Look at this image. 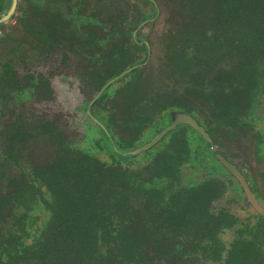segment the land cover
<instances>
[{
	"label": "trees",
	"instance_id": "16d2710c",
	"mask_svg": "<svg viewBox=\"0 0 264 264\" xmlns=\"http://www.w3.org/2000/svg\"><path fill=\"white\" fill-rule=\"evenodd\" d=\"M97 1L98 5H92L93 11L87 13V0H18L15 13L0 24V30L16 18L4 30V36L13 51L22 49L21 58L23 61L26 58V62L34 56L48 57L54 48H64L75 57L85 53V44L90 47L88 55L95 57L96 37L82 38L81 30L108 32L103 36V48L113 45L107 43L118 29L112 16L125 13L129 4L126 0ZM141 2L151 7L150 16L165 18H153L152 22L154 38L150 40L157 52L155 57L152 54L150 80H141V85L133 89L123 86L115 90L118 106L113 116L110 108L107 118L118 128L117 146L125 150L131 144L129 137L136 136V117L131 112L146 111L147 102L142 99L152 98L159 107L169 92L170 96L180 94L181 81L185 101L190 104L199 96L206 119L210 111H215L217 116L227 111L244 113L264 73V34L257 33L264 18L249 11L239 18L243 13L229 0ZM9 5L10 0H0V16ZM215 9L226 16L213 24ZM133 13H141L136 4ZM91 62L90 75L102 74L99 84L94 86L96 95L101 96L111 82L106 83L109 61L91 59ZM101 63V69H92L94 64ZM25 80L18 95L33 90L32 79ZM170 80H173L171 86ZM124 116L127 123H121ZM129 120L132 124H128ZM32 123L28 120L21 123L27 130L24 132L27 138L46 132L44 122H39V132L30 131ZM8 127L17 128L18 123L9 121ZM6 128L1 125L0 137ZM35 149L33 146L30 153L33 156L38 154ZM34 160L38 161L37 165H33ZM82 161L76 166L68 159L59 168H48L42 166L44 159L39 153V159L24 162L25 170L19 178L10 177L14 181L7 195L16 194L15 198H5L7 188L0 186V264H205L208 261L224 264L220 263L219 255L210 253L214 232L199 224L203 214L192 199L184 209L182 223L174 219V214L172 218L162 205L147 202L149 197L142 192L144 189L149 190L152 198L167 202L162 188L168 180L152 178L133 188L127 170L111 168L104 181L97 176L95 157L83 156ZM107 180H114L120 186L117 195ZM128 188L134 192L130 193L133 199L128 197ZM33 203L36 205L31 207ZM21 204L23 213L18 209ZM38 208L42 214L32 212ZM232 259L231 264H264V246L249 241Z\"/></svg>",
	"mask_w": 264,
	"mask_h": 264
},
{
	"label": "flooded vegetation",
	"instance_id": "af4514ba",
	"mask_svg": "<svg viewBox=\"0 0 264 264\" xmlns=\"http://www.w3.org/2000/svg\"><path fill=\"white\" fill-rule=\"evenodd\" d=\"M87 1L89 7L86 12L91 13V6L98 5V1ZM126 1L129 4L125 13L112 16L118 29L107 43L113 45L103 48V36L108 32L81 30L82 38L86 39L89 35L96 37L94 43L98 53L95 57L88 55L90 47L85 44V53L75 57L64 48H54L48 52V57L37 59L34 56L32 61L27 59L25 62L26 58L24 61L21 58L22 49L18 47L13 51L14 48L6 42L4 30L1 31L0 62H5L6 67L0 69V127L7 126L0 137V186L7 188L3 196L15 198L16 194L13 197L7 195L14 181L10 177L19 178L25 170L24 162L39 159V153L44 159L42 166L48 168H59L68 159L79 166L83 163V156H93L97 159V176L104 181L111 168L127 170L126 175L133 188L152 178L168 180L162 188L168 197L167 202L152 198L149 190L144 189L142 192L149 197L147 202L162 205L172 218L174 214V219L182 223L184 209L188 200L192 199L193 205L203 214L199 224L214 232L210 253L219 255L220 263L231 264L232 257L243 251L249 241L259 247L264 246V73L244 113L227 111L217 116L215 111H210L206 119L204 110L200 109L199 96L193 98L190 104L185 101L183 81L180 94L177 92L170 96L169 92L165 95L168 96L166 103L162 102L159 107L155 106L152 98L142 99L147 102L146 111L131 112L136 117L134 124L140 133L135 131L136 136L129 137L131 144L125 150L120 149L116 141L118 128L113 127V120L111 122L107 118L110 108L113 116L115 106H118L115 90L123 86L133 89L141 85V80H150V62L152 54L155 57L157 52L150 40L154 38L151 37L152 22L165 18L150 16L151 7L141 0ZM135 4L141 12L137 15L133 13ZM91 59L109 61L106 83L111 82L107 83L101 96H97L94 86L99 84L102 74L90 75ZM93 68L101 69L102 63L94 64ZM56 77L75 84L82 90V98L72 101L71 106H66V99L57 103V91L52 86V79ZM26 78L34 82L33 90L18 95ZM179 81L177 78L178 87ZM169 84L173 85V80ZM176 113L191 119L176 117L177 123L157 138L170 125ZM25 119L33 122L30 131L39 132V122H44L46 132L36 138H27L24 135L27 130L21 127ZM9 121H16L18 127H8ZM121 123H127L125 116ZM128 124H132L130 120ZM201 130H205L206 134ZM147 144L150 145L134 155L125 154L130 149ZM33 146L38 152L36 156L30 154ZM34 161L36 164L33 165H37L38 161ZM107 182L112 184L113 194L117 195L120 186L114 180ZM127 191L129 199H133L130 193L134 192L130 188ZM35 205L33 203L31 207ZM18 209L19 213L24 212L22 204ZM32 212L43 213L39 208ZM238 227H245V230ZM230 229L233 230V238L227 244L222 233L230 232ZM206 263L212 264L209 261Z\"/></svg>",
	"mask_w": 264,
	"mask_h": 264
},
{
	"label": "rangeland",
	"instance_id": "374dc122",
	"mask_svg": "<svg viewBox=\"0 0 264 264\" xmlns=\"http://www.w3.org/2000/svg\"><path fill=\"white\" fill-rule=\"evenodd\" d=\"M229 1L230 2L232 1L234 8L240 10L243 13V15L239 16V18L245 17L246 16L245 14L247 11L259 13L264 18V0H229ZM224 16L226 15L221 14L218 10L215 9L213 16H212V23L216 24L218 20L223 19ZM15 20L16 18H12L10 24L12 25L15 22ZM6 28H7L6 26L1 28L0 33L2 30H5ZM257 33L259 35L260 33L264 34V23L260 24V26L257 28ZM3 34H4V31H3ZM1 35L2 34H0V36ZM5 67H6L5 62H2V63L0 62V69L5 68ZM52 86L57 91L56 102L59 104L64 102V99H66L68 100V102L66 103V106H71L72 101H78L80 98H82V92H81L82 90H80L73 83L61 81L58 77H56L52 79ZM263 124H264V121H263ZM237 216H239L241 219L245 218V216L243 215H237ZM238 228L241 229V227H238ZM241 230H245V227H242ZM222 235H223V240L225 243L229 244L230 242H232V238H233L232 229H230V232L229 231L223 232Z\"/></svg>",
	"mask_w": 264,
	"mask_h": 264
},
{
	"label": "water",
	"instance_id": "95a60500",
	"mask_svg": "<svg viewBox=\"0 0 264 264\" xmlns=\"http://www.w3.org/2000/svg\"><path fill=\"white\" fill-rule=\"evenodd\" d=\"M16 6H17V0H10V5H9V8L7 9L6 12H4L1 16H0V24L3 23L4 21L8 20L11 18V16L14 14L15 12V9H16ZM179 116H185V117H189L190 116H187L185 114H181V113H176V115L172 118V121L170 123L169 126H167L158 136L157 138H159L162 134H164L165 132H167L169 129H171L176 123H177V120H176V117H179ZM191 119V118H190ZM202 132H204L203 130H201ZM108 133V132H107ZM205 133V132H204ZM203 134L204 137H206V133ZM109 135V134H108ZM107 138V137H106ZM153 143V142H151ZM150 144H147V145H143L139 148H135V149H130L128 150V152L126 151L125 154L131 156V155H134L135 153H137L138 151H141L145 148H147ZM115 152V150H113Z\"/></svg>",
	"mask_w": 264,
	"mask_h": 264
}]
</instances>
